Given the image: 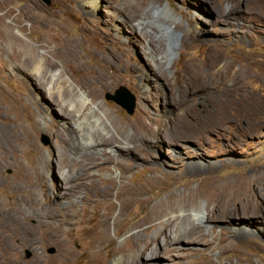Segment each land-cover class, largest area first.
<instances>
[{
  "label": "rangeland",
  "instance_id": "obj_1",
  "mask_svg": "<svg viewBox=\"0 0 264 264\" xmlns=\"http://www.w3.org/2000/svg\"><path fill=\"white\" fill-rule=\"evenodd\" d=\"M4 21L45 70L62 73L90 99L100 88L95 77L106 76L93 106L128 128L123 152L75 138L67 150L49 129L63 117L55 112L44 124L29 96L43 73L29 53L17 57L0 38V219L14 206L37 226L33 214L41 210L26 204L29 188H39L40 201L53 188L54 226L70 254L46 242L40 252L52 263L264 264V0H0V35ZM169 40L177 44L170 66L160 61ZM111 55L123 64L113 66L116 78ZM125 63L139 68L135 78L124 76ZM120 87L134 98L130 114L106 99ZM143 122L151 127L148 151L134 153L139 159L124 172L119 165L138 149ZM36 124L27 138L24 129ZM106 125L103 138L111 141L117 131ZM83 171L67 203L64 182ZM249 192L261 206L256 212L244 210ZM174 228L195 242L170 240ZM193 229L200 233L189 235ZM132 242L139 249L129 253ZM147 244L162 247L155 259ZM31 254L21 247L20 255Z\"/></svg>",
  "mask_w": 264,
  "mask_h": 264
},
{
  "label": "bare ground",
  "instance_id": "obj_2",
  "mask_svg": "<svg viewBox=\"0 0 264 264\" xmlns=\"http://www.w3.org/2000/svg\"><path fill=\"white\" fill-rule=\"evenodd\" d=\"M165 9L171 15L169 7L167 6ZM132 10H135V8H133ZM125 12L128 13V11H125ZM138 25L141 27V24H138ZM3 28L4 29L1 32L0 38L8 43L9 47L14 50V54L17 57H19L24 52L29 53L32 58L31 59L32 67H34L37 74H40L41 72L43 73V75L42 74L37 75L38 79H36L35 86H34V93L38 94V97L37 98L34 97V93L32 89H29V96L35 102L37 109L39 113L41 114L42 121L44 124H46L47 122L46 117L51 116V115L53 117V114L55 112L59 113L63 117V119L61 118L62 119L61 120L57 116V118L60 119L58 120V122L59 121L61 122L60 124L58 123L59 124L58 126L54 124L49 125V129L54 134L56 140L61 145H64L67 148V150L72 148L70 141H72L73 138H75V140L79 142H83L89 146H94L95 148H101L102 143H103L107 147H112L118 152H123L122 151L123 147L121 146L123 145V142H124L123 138L125 137L128 125L127 124L119 125V123L114 118H112L111 114L106 112L104 108L102 107L94 108L93 106L95 104V101L99 98L100 93L102 92L100 90L102 88L105 89L108 86L107 77L103 75H99L95 77L94 84L100 86V88L92 90V93H91L92 99H90L89 95H85L84 93H81L80 90H77L74 83L70 79L65 78L62 75V73H59L58 71H55L53 69L45 70L42 60L39 59V57L35 56V54L31 50L30 45L27 44L22 39L20 34L17 36L14 34V30L11 29L12 27L10 24H6V22L4 21ZM174 46H177L176 42H174L173 40H169V42L167 43V50L164 52L163 56H161L160 58V61L164 63V65L170 66L173 63L174 58L176 56V50H177ZM68 47H71L69 48L70 51H75L74 45L68 46ZM71 54L75 55L73 52H71ZM110 57H111V60L109 61L108 66L111 68L112 73H113L114 68H116L117 66H121L123 64L115 63V60L117 59L115 55H111ZM115 65L116 67H113ZM125 66H126L127 74H124V76L126 77L129 73L132 78H135V74H137L139 68L133 64L125 63ZM118 71L119 70L117 69L116 73H113L111 76L113 78H116L118 76ZM42 86H44V88ZM42 94L45 95V97H43ZM42 105L46 107H42ZM54 116L56 117V114H54ZM44 119H45V122H44ZM107 122L111 124V126L115 129V131H117V136L113 137L112 138L113 140L111 141L105 140L103 138V134L104 133L108 134V130L110 129L106 125ZM140 127H141L140 129H141L142 135H140V133L137 132L139 138L133 140V142L138 146V149H136L138 152H136V150H133V149H130V151L128 152L125 150L126 154H131V155H128L127 156L128 159H126L125 162L119 165L120 168L124 172H126V169H128L131 164H134V158L139 159L138 156L143 158L145 155V152L148 151L149 147H148L147 142H149L148 136L150 134L151 127L149 125H146V123L144 122L140 125ZM6 128L8 129L9 127L6 126ZM37 128H38V125L30 129L28 128L24 129L25 136L27 138H32L33 136L32 134L33 132L37 131ZM94 130L99 131V133H93ZM153 130L158 131V128L154 127ZM7 133L8 132L6 131V134L3 137L7 140L8 143L13 144L14 143L13 139ZM20 138L21 136L19 134H16L15 139L19 140ZM134 153L137 154L138 156L134 155ZM107 154L111 156L113 160L116 159L111 154L109 153ZM90 160L92 161L95 159H93V157H90ZM66 163L67 161H66L65 156H62L61 161L58 164V171L61 173L62 176L64 175V172H65ZM41 166L42 164L40 163V167ZM125 166H127L126 169H125ZM85 176H86V171H83V174H78L76 178H73L72 180H65L67 182H64V184L65 186H67V188H63L64 191L62 190L64 193V197H65V199L63 200H67V203L71 204V201L73 200L75 196L74 195L75 192L79 189V188H74V186H79L76 183L82 180ZM29 189H30V193L28 192L29 196L26 198V204L31 206L32 208L41 210V213L33 214L38 219V224L37 226L30 225L28 223L30 221V218L23 213L22 209L14 208V206L11 211L12 213L10 212L9 215H7L6 213L5 215L7 216L5 215L2 216V218L0 219V264H55L54 262L53 263L50 262L49 261L50 259L46 260L48 259L46 257L47 254L45 255L44 253L40 252V250H42L45 247L44 244H46V242H52L54 244L58 243V247L64 255L70 254L65 241H62L61 238H60L61 240H58L59 239L58 238L59 229L61 228V226L56 227L54 226L55 224L53 222V220H58L59 218V216L55 214V210L58 207V204L55 203L53 199L57 196L56 190L53 191V188L44 189L45 190L44 200L40 201L37 198V192L39 188H29ZM249 196H250V192H249V195H247V198L244 199L245 200L243 204L244 210L248 211L249 206L254 207L252 210H255V209H257V211L260 210L261 206L257 204L253 205L251 203L252 195L250 197ZM90 200L92 201V199ZM18 202H20V200H18ZM72 205L73 207L78 209V206H75L74 204ZM80 206L82 207L83 204ZM236 208L240 209L238 205H236ZM247 211L246 213L248 214ZM255 215L256 214H253V216ZM68 219L69 221H74L76 219L75 211L72 210V215L70 217L68 216ZM199 233L200 231H198L197 229H193L192 232L189 233V235L191 234L192 236L193 235L195 236ZM182 238L184 239V236L179 235L178 228H174L172 231V236L169 237L170 240H177V239H182ZM131 241L133 240L131 239ZM183 241L189 242V243L195 242L193 241V239H188V240L184 239ZM131 244L132 246H130L129 253L131 251L136 252L139 249V244L134 243V242H132ZM23 246L24 248L27 247V249H29L32 253L31 254L32 257H30L29 259H27L26 257H23L24 255L22 253L21 254L23 256L20 255L21 247ZM160 248H162L160 244H157L156 248H152V245L147 244L146 250L152 252L151 253L153 256L152 259H155L158 252L160 251ZM116 264H119V263L117 262Z\"/></svg>",
  "mask_w": 264,
  "mask_h": 264
},
{
  "label": "water",
  "instance_id": "obj_3",
  "mask_svg": "<svg viewBox=\"0 0 264 264\" xmlns=\"http://www.w3.org/2000/svg\"><path fill=\"white\" fill-rule=\"evenodd\" d=\"M106 99L112 100L116 104L120 105L129 114L133 111L134 98L124 87H120L118 90H116L115 95H106Z\"/></svg>",
  "mask_w": 264,
  "mask_h": 264
}]
</instances>
